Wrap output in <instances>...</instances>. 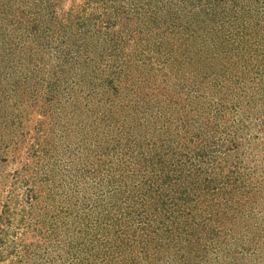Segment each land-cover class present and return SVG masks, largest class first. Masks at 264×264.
<instances>
[{
	"label": "rangeland",
	"instance_id": "rangeland-1",
	"mask_svg": "<svg viewBox=\"0 0 264 264\" xmlns=\"http://www.w3.org/2000/svg\"><path fill=\"white\" fill-rule=\"evenodd\" d=\"M0 264H264V0H0Z\"/></svg>",
	"mask_w": 264,
	"mask_h": 264
}]
</instances>
